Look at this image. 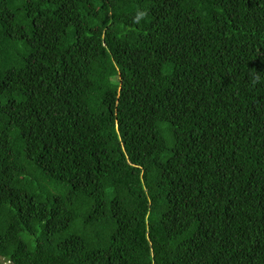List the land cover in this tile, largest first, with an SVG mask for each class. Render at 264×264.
I'll use <instances>...</instances> for the list:
<instances>
[{"label":"trees","instance_id":"obj_1","mask_svg":"<svg viewBox=\"0 0 264 264\" xmlns=\"http://www.w3.org/2000/svg\"><path fill=\"white\" fill-rule=\"evenodd\" d=\"M9 263L264 264V0H0Z\"/></svg>","mask_w":264,"mask_h":264},{"label":"rangeland","instance_id":"obj_2","mask_svg":"<svg viewBox=\"0 0 264 264\" xmlns=\"http://www.w3.org/2000/svg\"><path fill=\"white\" fill-rule=\"evenodd\" d=\"M217 61V60H216ZM212 63H214V62H211V61H207V62H205V65L202 67V69H209V68H211V66H212ZM191 75H194L193 73L191 74Z\"/></svg>","mask_w":264,"mask_h":264},{"label":"clouds","instance_id":"obj_3","mask_svg":"<svg viewBox=\"0 0 264 264\" xmlns=\"http://www.w3.org/2000/svg\"><path fill=\"white\" fill-rule=\"evenodd\" d=\"M141 15H143V14H141ZM9 264H11V263H9Z\"/></svg>","mask_w":264,"mask_h":264}]
</instances>
